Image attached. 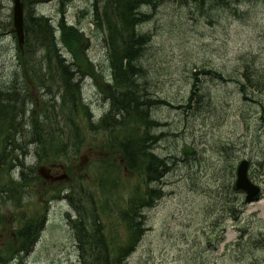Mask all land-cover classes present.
Wrapping results in <instances>:
<instances>
[{
	"label": "rangeland",
	"instance_id": "obj_1",
	"mask_svg": "<svg viewBox=\"0 0 264 264\" xmlns=\"http://www.w3.org/2000/svg\"><path fill=\"white\" fill-rule=\"evenodd\" d=\"M14 1H0V88L10 87L8 84L18 66V43L13 33ZM41 1L43 3L36 4L35 8L53 19L56 27L63 19L81 28L90 38L89 52L84 43L75 48L83 65L89 66L92 61L96 67L95 71L87 68L93 79L88 78L83 84L82 99L97 119L102 117L109 108L103 98L106 85L102 81L103 71L108 79V60L104 53L108 38L95 25L97 18L104 13L102 0L95 10L93 0ZM155 2L156 7L148 6L150 8L143 10L151 19L138 30L150 35V48L159 55L151 54L152 59L146 63L151 75H147V82L141 81V85L147 84L146 91L153 95V99L168 101L172 106L158 107L155 115L161 128L150 134L162 135L173 150V141L179 140L180 145L184 141L195 149L196 155L191 157L190 165L182 162L183 157L177 160L162 186L164 198L145 212V234L126 264H264V211L257 208L258 202L246 207L237 221H223L224 189L220 192L221 200L213 203L218 196L220 180L216 176L203 178L206 170L224 169L226 172L222 174L220 184L227 183L233 179L228 168L231 159L235 167L238 162L248 160L251 162L250 177L262 188L261 201H264V170L260 167L264 162L263 111L246 100L238 85L230 81L236 77L240 80L245 63L264 69V0L246 2L237 15L229 8L216 10L208 5L204 9L190 1L188 6L171 4L169 0ZM28 11L31 10L27 7ZM63 53L70 59L65 51ZM34 57L41 58L36 65L39 70L44 62V53L39 47ZM204 70L214 73L206 75ZM195 73L200 79L196 91L200 98L188 109L185 106H188L191 94L190 84L183 80L193 84ZM15 77L34 98L30 100L25 96L20 103L27 104L30 109L36 108L37 104V109L43 110L41 115L48 120L47 129L42 131L49 133L50 139L45 148L37 145L39 140L28 139L19 144V151H7L8 155L11 154V164L18 159L24 167H18L12 173V179L8 177L2 182L6 191L12 192L13 188L6 187L14 184L18 188L11 195L13 199H7V192L0 195V223L3 222L0 224V254L7 262L12 259L6 253H12L9 250L15 243L12 237L19 228L18 223L46 215L47 220L27 264H80L76 231L71 225V221L77 219V213L68 202H51L57 190L43 191L33 171L40 166H65L74 176L72 184L64 185L67 187L83 179L79 186H74L79 193L74 198L75 204L83 210L81 189L96 200L101 196L97 183L99 168L108 155L105 139L102 135L98 138L91 135L87 121L83 122L81 130H88V134L71 139L68 111H62L60 104L62 89L54 80L47 82L52 91L48 93L47 89L41 90L33 82L26 81L19 72ZM258 102L264 103V98ZM249 107L253 110L250 114L246 112L250 111ZM17 119V123H21L25 117ZM30 122L28 118L26 124L29 126L24 131L32 130ZM21 140L17 138V143ZM0 143V153L6 144L11 149L17 146L16 138L5 140L3 137ZM165 146L163 143L160 148ZM78 149L80 152L76 154ZM3 164L7 168L8 163ZM23 172L26 175L21 179ZM123 172L119 191L128 197L131 191L142 185V181L135 173ZM120 203L125 205L123 201ZM85 207L90 213V205ZM97 208L99 211L100 207ZM67 213H70L71 221ZM110 218H102L103 231L109 241L110 238L115 240V250L122 249L129 240V230L117 216ZM221 222L225 224H219Z\"/></svg>",
	"mask_w": 264,
	"mask_h": 264
},
{
	"label": "trees",
	"instance_id": "obj_2",
	"mask_svg": "<svg viewBox=\"0 0 264 264\" xmlns=\"http://www.w3.org/2000/svg\"><path fill=\"white\" fill-rule=\"evenodd\" d=\"M199 1V2H198ZM205 0H197L198 4L203 5ZM246 0H232L235 4H241ZM134 2V1H133ZM132 0H106L104 13L99 16L100 21L108 26L110 36L108 44L110 46L116 47L117 55L110 54V81L111 85L106 86L104 91L106 104L109 105L107 115L101 120V123H92V115L89 107L85 106L81 101V87L74 83L68 75L67 71H71L82 77H86L90 74L88 67L92 69V66L83 65L78 52L75 50L77 45L83 43L81 36L73 29L62 27L63 42L67 48L69 54L73 55L74 64L70 69L67 64L62 60L60 55H58L55 49V37L54 30L49 26L44 20H35L30 18L26 22V45L22 51H19V60L21 61V70L25 74L34 78L35 80L42 81V84H46V76L41 74L42 68L37 69L34 57V51L37 46L41 45L48 49V53L51 54V48L57 52L55 53V63L57 64V69L59 70L62 77V89H63V106H69V117H71V122L75 125V118L78 113L84 114L83 116L89 122V129L93 132L103 133L106 136L107 147L111 153V159H105L102 162V167L99 168L97 183L98 188L101 191V196L96 200L90 193L83 191L81 189V203L84 209H79L75 204V197L79 194L76 191L74 185L71 188V195L67 196L66 199L69 200L72 207L77 213V220L72 223L73 228L76 231V237L79 244V249L81 253L82 264H126L128 258L136 251L141 239L144 236V229L146 223L145 212L149 209H153L163 198V188L164 181L171 175L174 170V166H169L165 162L160 160L161 156L156 155V151L153 149V144L160 147L161 140L158 136H152L150 132L152 130H157L160 127V123L153 127V120L150 119V109L148 106H168L172 105L165 100L153 99L151 97L152 103L145 104L141 99L142 93H146L148 89L147 84L141 85L140 75L145 72L147 77V71L139 66V60H143L142 56L138 52L141 47L146 46L150 41L149 34H142L138 30L143 25L150 21L151 17L149 15H141L135 12V5ZM139 6H155V0H141ZM138 6V7H139ZM201 8V7H199ZM223 9H228V7L223 6ZM117 22L119 27L117 26ZM52 57L49 56V65L51 66ZM247 64L246 66H248ZM48 66L49 74H53V69ZM198 74L195 73L192 79L194 91L191 92L188 109L194 106V100L199 99V94L196 93L198 89ZM219 76V75H218ZM237 81V80H236ZM237 81V85L241 93L244 94L247 87H243ZM247 84L251 88V95H255V98H264V85H259L256 82L249 81L247 79ZM9 91H14L15 94H6L2 96L0 94V141L4 137L5 140L12 138L14 140L17 134L22 131L19 130L22 127V123H17L20 116L26 115L25 108L21 111L23 103L21 104V99L25 96L18 90L17 86L12 85L9 87ZM244 92V93H243ZM247 97V95H245ZM251 101V100H250ZM143 102V103H141ZM253 102V100L251 101ZM262 103V102H261ZM121 114L123 117H131L133 127L128 128L124 131H120V135L113 136L108 133V124L116 119V115ZM18 115V116H17ZM20 115V116H19ZM120 115V116H121ZM264 119V118H263ZM40 121L39 113L32 118V134L33 140L37 141V145L42 148L47 146L49 139L46 138V133H43L45 128L46 120ZM91 122V123H90ZM114 123H112L113 125ZM77 130H79V125H75ZM27 131V130H26ZM46 132V130H45ZM46 135V136H45ZM32 140V141H33ZM62 142H59L61 144ZM1 144V143H0ZM17 145V144H16ZM54 146L50 144V148ZM20 145L13 147L10 151H19ZM231 149V148H230ZM4 150L2 155L0 153V195L4 193L3 183L5 179L11 178V171L17 166L24 167V164L18 159L15 163L11 164L10 155H8L7 150ZM118 153H117V151ZM52 151V149H51ZM188 152L191 155H188ZM179 156L183 157L184 163H191V157H195L196 152L192 148H186V154L182 150L177 153ZM117 155L118 158H115ZM165 157V156H164ZM9 160V161H8ZM4 162L7 164L4 166ZM226 162H224L225 164ZM5 164V165H6ZM231 172V176L234 174V164L230 162L228 167ZM127 170L130 173H135L141 178L142 185L139 186L135 191H131L130 195L126 197L125 194H121L119 188L122 184V179L120 176L123 171ZM26 174L24 172L21 174L23 179ZM12 179V178H11ZM39 179V178H38ZM40 180V179H39ZM83 180V179H80ZM80 180H78L75 186H79ZM228 182L229 185L222 187V184L218 188V196L214 198L213 203L217 204L221 200V191L224 189V199L223 202L226 204L223 206L221 215L223 217L221 220H238V215L241 214L246 203L244 200L241 209L238 212L232 211L229 207L227 199L229 194L241 195L233 183V179ZM37 181V180H36ZM14 184L11 183V186ZM17 184H14L12 192H8L9 195H14L17 192ZM13 199V197H9ZM123 201L125 205L120 202ZM90 205L91 212L86 209L85 206ZM100 207V212L98 211ZM79 215V216H78ZM113 216L119 218L126 229H128L129 240L127 241V246L124 248L115 250L114 249V239H107L108 236L103 231V226L101 224L102 218L112 219ZM219 224H225L221 222ZM43 223L37 220H32L28 224H24L17 234L20 239L18 241L22 242V248H15V253L11 254L12 260L16 257L18 258V264H26L25 258L20 256L28 255L36 240H37V229L41 228ZM131 238V241H130ZM4 257L0 255V263H4Z\"/></svg>",
	"mask_w": 264,
	"mask_h": 264
},
{
	"label": "bare ground",
	"instance_id": "obj_3",
	"mask_svg": "<svg viewBox=\"0 0 264 264\" xmlns=\"http://www.w3.org/2000/svg\"><path fill=\"white\" fill-rule=\"evenodd\" d=\"M169 1H171V4H176L178 6H182V5L188 6V3L192 2V3H195L199 7L204 8V9L208 5H211V8L212 9H216V10H221L220 8H223V6H225V7H228L229 9H231L233 14L237 15V13H239L240 7H242L246 2H250V1H253V0H246V1L242 2L241 4H235V3L232 2V0H205L202 6L200 4H198L199 1L197 2V0H169ZM132 2L135 5V12H138L141 15H144V14L146 15V13L143 10L145 8H150V7H148V6L147 7L139 6L141 0H132ZM36 12H37L36 15H33V18L35 20L43 19L46 16L44 13H42V12H40L38 10H36ZM150 46H151V41L146 46L141 47L140 51L138 52V55L140 54L142 56V59H143L142 61L139 60V66L141 68H143L145 71H147L146 73L148 75H151V72H150V68L148 67V65L146 63L150 62V60L152 59V57H150L151 54L152 55H159L157 52L153 51L150 48ZM116 51H117V49L113 45L112 46L106 45L105 49H104V53H105V55L107 57V60H110V54L117 55ZM33 58L34 59H38V58H35V57H33ZM253 66H254V64L250 63V65L244 67V69L242 71L241 78L239 80L242 84L240 82L239 83L243 87H247V85H248L247 84V79L249 81L256 82L259 85H264V69H262V68L259 69L256 66H254V67ZM67 75L79 87H82L83 83H85V80L81 76L77 75L74 72L67 71ZM140 79L142 80V82L143 81L147 82V77H146L145 72L141 73ZM238 79L239 78L236 77L237 81H238ZM236 80L230 79V81L234 85L237 86V81ZM183 82H185L186 84H190V91L191 92L194 91L195 88H194L193 84L190 83L189 80L184 79ZM47 90H49V89H47ZM238 90H239V88H238ZM239 91L241 93V90H239ZM244 92H243L244 94L241 93V95H243V97H245V95H247L248 89L246 88ZM151 97H152V95L150 93L146 92V93H142L140 99L145 104L146 103L147 104H151L152 103ZM143 102H141V103H143ZM252 103H254V105H257L258 108H260V110L263 111V115H264V103L258 102V98L257 97L253 99ZM148 108L150 109V119L151 120L154 119L153 120V127L155 128L156 124L159 123V122H157V120H159V119L155 115L156 113L158 114V111H159L158 107L157 106H154V107L153 106H150V107L148 106ZM247 109L250 110V111L246 110L247 113L250 114V113L253 112L251 107H249ZM91 115H94L93 112H91ZM106 115H107V113L105 115H103L102 118L98 119L97 124L101 123V120ZM120 115L121 114L116 115V119L112 120L107 126L108 133L113 135V136L120 135V131H124L125 127H126V130H127V127L128 128H132L133 127L132 120H135V119L131 118L130 116L125 118V117H123V115H121V116ZM262 118H264V116ZM112 123H114V124L112 125ZM27 126H29V124H27ZM49 131L51 133V130H49ZM164 131L165 130H163L162 132H164ZM31 132H32V130L30 132H26L25 131L22 134V137H20L22 140L20 142H18V143H17V138H19V137H16L17 145H19L22 141H25V140H28V139H30V140L32 139L33 140V135L34 134H32ZM51 134H54V133H51ZM82 134H84V135L88 134V130H86V129L72 130L71 131V135H72L71 139H77V138L80 139V138L83 137ZM35 135H34V137H35ZM156 136H158V135L156 134ZM158 139L161 140V145L164 143V145L166 144V146L163 149H161L160 148L161 145H159L160 147L156 148V146L153 144V149L156 151L155 152L156 155L161 156L160 160L165 162L166 164H168L170 167L171 166L175 167L176 164H177V160H179L181 158V156H179L177 153H179V151L182 150L183 153L186 154V147L188 145H186L184 141H183V144H181V145H180L181 142L179 143V140H177V142L173 141L172 143H173V146L175 148L174 149L175 151H174L173 148H171V144H169L168 141H166L165 138L162 135L158 136ZM167 139L170 140V142H171V138L170 137H168ZM162 141H163V143H162ZM177 143H179V144H177ZM3 149H5L7 151H10L11 150V146L6 144ZM174 153H176V154H174ZM188 155H191V153L188 152ZM190 162H192V161H190ZM231 162H232V159H231ZM190 164L191 163H189V165ZM261 165H260V167H261ZM18 167H21V166H18ZM250 171H251V168L249 169V175H250ZM225 172H226V170H224V169H219V170L209 169V170H206L204 172L203 178H210V177L216 176L221 181V176ZM220 181H219V187H220L221 184H222V187H224L228 183V182L227 183H222L221 182V184H220ZM227 201H228L227 204H229L230 209L232 211H235V212H238L241 209L242 205H243L242 197H241V195H238V194L237 195L236 194L235 195L234 194H229ZM258 209L264 210V202L258 204Z\"/></svg>",
	"mask_w": 264,
	"mask_h": 264
},
{
	"label": "water",
	"instance_id": "obj_4",
	"mask_svg": "<svg viewBox=\"0 0 264 264\" xmlns=\"http://www.w3.org/2000/svg\"><path fill=\"white\" fill-rule=\"evenodd\" d=\"M14 19H15V29L19 41L21 44L24 42V25H23V5L20 4L19 1H16V6L14 9ZM248 166L247 162H244L240 165L238 169V181L237 188L247 192L248 197L247 200H253L260 192V189L254 186L248 178ZM49 172L45 168L40 169V174L44 178L49 177Z\"/></svg>",
	"mask_w": 264,
	"mask_h": 264
}]
</instances>
